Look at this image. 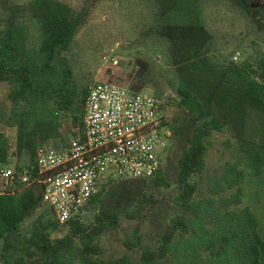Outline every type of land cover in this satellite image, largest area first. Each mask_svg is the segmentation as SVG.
Masks as SVG:
<instances>
[{
    "label": "trees",
    "instance_id": "16d2710c",
    "mask_svg": "<svg viewBox=\"0 0 264 264\" xmlns=\"http://www.w3.org/2000/svg\"><path fill=\"white\" fill-rule=\"evenodd\" d=\"M133 1L147 6L155 26L151 28L153 33L158 39L162 37L173 51L175 62L186 69L179 76L176 96H167L162 110L184 108L196 112L197 117L183 138L176 120L169 122L163 116L173 139L180 143L175 179L178 193L174 198L179 212L170 217L156 248L142 245V235L136 228L123 245L127 250L142 245L136 264H264L260 219L250 206L239 207L243 192L238 184L243 170L226 162L221 174L207 183L210 195L206 197L196 198L197 186L191 182V177L205 167L210 135L225 124L208 108L205 95L218 89L223 73L202 55V3L206 0ZM29 6L32 23L10 15L0 26V83H6L10 101L6 125L15 128L17 153L26 152L30 161V166L15 168L18 175L33 172L38 144L52 138L58 139L54 146L68 143L61 132L63 114L69 117L70 139L81 135L83 103L90 88L89 84L79 85L73 64L64 56L87 22L88 4L75 7L64 0H29ZM32 28L36 35L33 41ZM223 67L224 74L244 85L264 108V53L255 60L230 62ZM10 147L11 137L0 135V168L10 164ZM146 180L154 187L168 185L162 163ZM117 181L120 179L103 184L89 201L86 209L93 211L91 222L70 218L64 222L67 233L55 238L47 235L54 223L50 218L18 236L21 223L42 204L41 189L20 181L6 187L0 192V264H135L128 253L102 257L97 242L101 234L119 224L117 210H96L106 189ZM143 201L139 196L125 215L137 217Z\"/></svg>",
    "mask_w": 264,
    "mask_h": 264
},
{
    "label": "rangeland",
    "instance_id": "374dc122",
    "mask_svg": "<svg viewBox=\"0 0 264 264\" xmlns=\"http://www.w3.org/2000/svg\"><path fill=\"white\" fill-rule=\"evenodd\" d=\"M64 1L75 7L86 3L90 8L87 22L64 55L73 64L79 85L91 86L98 81H108L134 91L153 94L162 101L169 95L176 96L179 76L185 74L186 69H181L175 62L173 51L169 45L165 46L162 37L158 39L157 34L153 33L151 28L155 26L151 23L147 6L133 0ZM202 11L204 24L200 44L203 58L223 71L220 74L221 85L215 92L208 91L205 95L208 108L225 124L221 131L210 135L205 167L191 177V182L197 186L195 197L210 195L207 187L210 179L221 174L226 162L235 163L244 172L238 184L243 192L239 207L250 206L258 215L264 231V108L244 85L224 74L223 67L230 62L255 60L264 53V0H206L202 3ZM30 14L29 0H0V26L10 15L32 23ZM35 38V29L32 28L31 40ZM9 110L7 85L1 82L0 135L11 137L10 164L5 167L15 170L25 168L30 161L26 152L16 151L15 128L6 125ZM163 116L169 122L175 119L176 129L186 138L197 113L184 108L166 107ZM61 118L62 137L68 141L69 117L63 114ZM57 140L52 138L44 143L53 144ZM179 146L180 143L175 142L171 134L161 151L162 170L169 182L167 186L154 187L146 179H121L101 196L96 210L110 207L119 212L118 227L97 238L102 257H119L128 253L136 264L140 246L147 244L156 248L170 217L179 212L174 204L178 193L175 179ZM1 187L3 182L0 180ZM139 196L144 201L138 216L127 217L125 213ZM48 218L54 222L47 230L48 236L55 238L67 233V226L54 220L50 206L42 203L34 215L21 223L18 236ZM92 218L93 211H90L83 215L82 221L91 222ZM135 228L142 235V245L127 250L123 240L131 236Z\"/></svg>",
    "mask_w": 264,
    "mask_h": 264
},
{
    "label": "built area",
    "instance_id": "2783aa9c",
    "mask_svg": "<svg viewBox=\"0 0 264 264\" xmlns=\"http://www.w3.org/2000/svg\"><path fill=\"white\" fill-rule=\"evenodd\" d=\"M161 104L153 94L95 82L83 103L81 135L64 146L38 144L31 174L1 167L0 192L16 181L39 187L56 221L82 219L103 184L147 179L160 169L171 136Z\"/></svg>",
    "mask_w": 264,
    "mask_h": 264
}]
</instances>
